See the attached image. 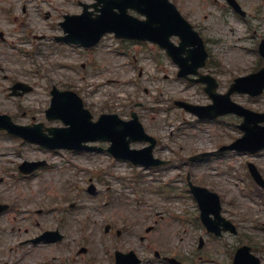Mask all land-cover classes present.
Masks as SVG:
<instances>
[{
	"label": "rangeland",
	"instance_id": "obj_1",
	"mask_svg": "<svg viewBox=\"0 0 264 264\" xmlns=\"http://www.w3.org/2000/svg\"><path fill=\"white\" fill-rule=\"evenodd\" d=\"M172 1L206 40L210 55L202 71L217 79L219 91H226L235 76L262 65L257 42L264 37V0H238L244 17L225 0ZM80 10L75 0H0V112L17 123L62 125L45 118L49 87L71 88L94 118L102 112L129 118L135 111L144 129L158 139L153 154L170 159L171 165L145 172L105 150L50 151L0 131V202L7 204L0 215V264H114L116 249L133 250L142 264H166L154 251L183 264H231L238 245L259 249L264 245V195H252L253 201L246 196L249 176L244 163L253 161L264 170V150L256 156L215 152L176 167L181 157L213 151L239 136L236 125L241 118L228 114L211 122L197 120L174 105V100H211L200 83L178 78L177 66L152 43L119 40L112 34L88 49L56 41L63 14ZM16 80L30 83L32 91L9 96ZM231 97L264 111V92L254 98L238 93ZM93 143L104 148L109 144ZM144 144L133 142L131 147ZM37 159L49 166L21 175L18 164ZM187 169L194 182L220 195L222 213L236 224V234L226 232L217 240L205 232L185 188L182 173ZM90 182L93 194L86 190ZM55 226L65 235L61 241H29ZM200 236L203 246L198 248Z\"/></svg>",
	"mask_w": 264,
	"mask_h": 264
},
{
	"label": "water",
	"instance_id": "obj_2",
	"mask_svg": "<svg viewBox=\"0 0 264 264\" xmlns=\"http://www.w3.org/2000/svg\"><path fill=\"white\" fill-rule=\"evenodd\" d=\"M114 6H119L122 10L121 13H115L112 11ZM137 7L144 11L147 16L146 20L140 21L135 18L128 16L125 12L126 7ZM168 9V10H166ZM104 15L94 19L96 23H92L86 28L87 33L97 32L100 27L103 30L115 29L118 31V35L130 34L138 38H149L152 40L159 41L162 45L167 46L168 51L176 58L181 66L182 72L195 71L198 65L203 64V59L205 53L201 45L200 39L197 37L196 33L192 32L189 25H187L177 14L174 8L166 2V0H104L103 6ZM81 16H71L67 17V22L72 18L77 19ZM66 22V23H67ZM72 37L81 36L79 31H70ZM171 32H177L181 35L183 44H192L194 47L189 50L186 58H181L180 51L181 48L173 47L168 43L166 37ZM264 55V51H262ZM187 59L192 60V64L187 69L188 64ZM264 86V69L257 74L251 75L247 78L237 80L234 86L240 90H246L255 94L261 90ZM227 96V95H226ZM63 95H56L55 98H63ZM67 103L66 109L60 114L61 117L66 122H70V128L65 129H53L51 131L53 136L47 138L45 135H38V126L33 128L29 126H18L11 122L7 115H0V128H6L8 131L21 135L25 138H30L32 140L38 141L40 143L46 144L50 147H58L60 145H69L76 142V138L79 137L80 132L74 130V128L80 127L83 131H87L92 128L94 133L99 136H94V138H110L113 140V145L110 150L116 155L128 156L134 160H140L143 163H154L150 155V147H147L145 151V158H139L132 151H128L127 141L124 136L121 135L112 125H102L100 127L94 128L95 124L88 122V113L83 111L74 101L67 98L62 99ZM245 122L241 125V128L245 131L242 138L238 139L232 147H238L242 149L256 150L264 146V126H250L248 125L249 116H262L264 114H255L249 111H245ZM124 129L131 133L134 137H143L142 130L140 126L133 121L127 124ZM82 140H86L85 137ZM79 147V146H77ZM205 193H201L200 197L205 196ZM217 211V209H215ZM120 255V254H118ZM246 259L243 251H241L237 256V261ZM121 262V258H118V263ZM138 264V260L135 259V263Z\"/></svg>",
	"mask_w": 264,
	"mask_h": 264
}]
</instances>
